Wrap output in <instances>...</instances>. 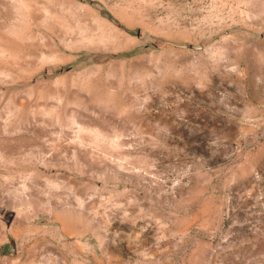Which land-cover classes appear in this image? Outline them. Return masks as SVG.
I'll list each match as a JSON object with an SVG mask.
<instances>
[{
  "label": "rangeland",
  "instance_id": "rangeland-1",
  "mask_svg": "<svg viewBox=\"0 0 264 264\" xmlns=\"http://www.w3.org/2000/svg\"><path fill=\"white\" fill-rule=\"evenodd\" d=\"M0 264H264V0H0Z\"/></svg>",
  "mask_w": 264,
  "mask_h": 264
}]
</instances>
